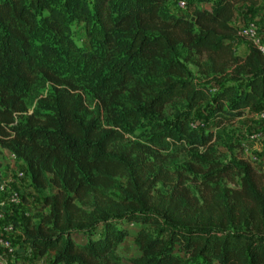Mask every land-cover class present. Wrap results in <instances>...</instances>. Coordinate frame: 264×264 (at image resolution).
<instances>
[{
	"label": "trees",
	"instance_id": "obj_1",
	"mask_svg": "<svg viewBox=\"0 0 264 264\" xmlns=\"http://www.w3.org/2000/svg\"><path fill=\"white\" fill-rule=\"evenodd\" d=\"M167 1L0 0V150L26 167L35 189L55 190L23 231L39 256L53 253V264H113L131 223L158 232H138L140 256L131 264H264V173L246 162L213 164L216 136L189 123L205 103L219 127L264 105V54L250 46L244 57L235 55L242 38L231 25L236 2L258 0H200L210 8L179 15L167 11ZM73 20L100 35L107 73H100L96 95L111 126L87 116L79 86L59 70L60 51L99 61L74 45ZM178 50L204 58L197 65L216 87L197 85ZM231 72L243 86L227 85ZM39 78L53 90L38 102L45 113L22 120L26 94ZM176 100L188 112L178 113L163 135L186 142L193 160L209 167L194 173V186L163 166L141 182L154 168L152 155L137 144L122 148L119 129L129 118L160 119ZM225 177L234 189L222 186Z\"/></svg>",
	"mask_w": 264,
	"mask_h": 264
},
{
	"label": "rangeland",
	"instance_id": "obj_2",
	"mask_svg": "<svg viewBox=\"0 0 264 264\" xmlns=\"http://www.w3.org/2000/svg\"><path fill=\"white\" fill-rule=\"evenodd\" d=\"M90 1V0H87ZM183 3V5H181ZM210 3H202L200 0H168L166 8L171 14L179 15L190 13L194 8H210ZM250 24H255L259 32L264 36V0H258L256 5L244 2H236L234 6L231 25L235 30L247 28ZM91 33L90 28L85 22L73 20L70 24V38L74 45L81 51L87 52L89 56H99L98 62L84 61V58L77 53L72 54L60 51L59 56L63 55L61 74L68 77L74 84L79 86L77 91L81 94L84 104L87 106V116L89 118H99L102 126H108L111 122L105 112L99 109L97 101V81L100 73H107V69L102 67V48L98 41L100 35ZM34 44H38L36 39ZM246 41V42H245ZM248 42V43H247ZM250 47L248 40L242 38L235 46L234 53L240 57L244 56ZM177 56L182 64L190 73V77L197 85H208L209 88L216 87L210 82V77H205L202 66L204 58L186 54L183 50L177 51ZM66 69V71H65ZM233 73H229L224 80L227 85L243 86V81L235 79ZM138 77V75H136ZM216 89V88H215ZM52 85L45 79L39 78L35 85L27 92L24 99L28 112L21 115L22 120L27 115L37 111L39 114L45 111L38 106L40 99L46 98L52 93ZM211 103H205L191 111L190 126L199 132H212L216 139L211 141L213 145V164L234 163L240 165L244 162L250 164L257 172L264 173V120L259 118L257 113L261 106H255L246 112L233 123L219 127L215 124L214 117L210 115ZM183 100H176L165 106L161 118L151 119H132L129 118L124 123V128L119 129L122 134L120 146L128 148L132 144H137L140 150H149L152 156L149 164L154 168L141 176L140 181H144L146 176L157 172L159 166H163L167 171L181 172L188 181L193 184L197 176L194 173H201L208 169L209 164H201L192 158V151L184 141L164 137L163 133L172 120H175L178 113H186ZM111 126V124H110ZM202 152V149H199ZM0 172L2 181L8 186L9 193H16L19 197L17 203L4 204L0 208V264H53V253L48 252L44 256H39L37 251L27 246L24 242L23 231L29 228L39 214L38 208L43 204V198L52 195L55 190L49 187L45 190H37L26 176V167L12 159L9 152L0 150ZM21 174V175H20ZM238 183V177L234 176ZM122 186H126V179L118 178ZM223 187L234 189L235 185L228 177L221 180ZM115 199L119 198L116 192L111 193ZM5 195L0 196L3 200ZM128 235L116 247L113 252V264H131L130 260L140 256V250L135 242L138 232L144 231L147 234L156 236V227L142 223H131L127 227ZM181 255V254H180ZM199 264H219L216 261H202Z\"/></svg>",
	"mask_w": 264,
	"mask_h": 264
},
{
	"label": "built area",
	"instance_id": "obj_3",
	"mask_svg": "<svg viewBox=\"0 0 264 264\" xmlns=\"http://www.w3.org/2000/svg\"><path fill=\"white\" fill-rule=\"evenodd\" d=\"M181 5H183V3H181ZM238 35L241 38L248 40L250 46L256 48L262 54H264V36L259 32L255 24H250L247 28L239 30ZM212 90L213 89L210 91ZM257 113L259 114V118L264 120V105ZM9 155L12 159H15L14 154L9 152ZM2 195H5V198L0 200V208L3 207L4 204L17 203L19 200L18 195L16 193H9L7 184L3 181H0V196Z\"/></svg>",
	"mask_w": 264,
	"mask_h": 264
},
{
	"label": "crops",
	"instance_id": "obj_4",
	"mask_svg": "<svg viewBox=\"0 0 264 264\" xmlns=\"http://www.w3.org/2000/svg\"><path fill=\"white\" fill-rule=\"evenodd\" d=\"M245 42H246V41H245ZM247 43H248V42H247ZM248 49H249V48H248ZM247 53H248V50H247L246 54H247ZM246 54H245V55H246ZM245 55H244V56H245ZM244 56H242V57H244ZM248 111H250V110L248 109ZM5 151H6V150H5ZM7 152H8V151H6V153H7ZM26 176H27V171H26ZM1 181H2V178H1Z\"/></svg>",
	"mask_w": 264,
	"mask_h": 264
}]
</instances>
